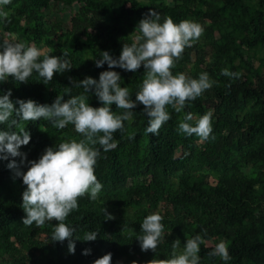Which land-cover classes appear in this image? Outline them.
Segmentation results:
<instances>
[{
	"label": "trees",
	"instance_id": "16d2710c",
	"mask_svg": "<svg viewBox=\"0 0 264 264\" xmlns=\"http://www.w3.org/2000/svg\"><path fill=\"white\" fill-rule=\"evenodd\" d=\"M0 9L10 21L0 19V38L34 43L48 55L67 52L72 65L54 74L47 85L36 72L27 83L12 78L0 82V95L11 89L14 103L32 99L52 104L58 95H65L66 101L69 78L98 80L108 65L98 68L95 60L103 51L119 57L150 9L161 15V23L170 16L175 23L190 19L203 26L201 37L185 48L172 71L191 78L207 72L216 81L181 112L167 106L171 118L158 135H145L148 117L142 104L133 110L132 120L124 122L125 132L113 134L117 147L107 153L101 149L95 167L103 185L98 198H79L78 209L65 221L76 229L75 254L69 252L68 240H52L58 222L23 224L26 185L14 177L9 161L0 160V264H94L109 252L111 264H146L156 256L169 258L177 238L182 250L196 235L205 240L200 264H264V0H11ZM225 68L240 77L222 75ZM112 70L120 73L121 87L135 100L143 66L135 72ZM82 92L73 87L71 95ZM89 103L102 106L94 94ZM209 111L213 132L207 141L178 131L188 112L198 119ZM195 119L189 122L193 126ZM24 127L31 140L20 151L29 161L38 160L47 147L82 138L73 125L61 130L43 118L24 122ZM6 128L0 124V130ZM153 213L162 215L164 225L156 253L142 251L137 239L143 234V219ZM90 231L99 233L97 239L84 241ZM221 240L228 244V261L208 255ZM85 249L91 250L89 255H83Z\"/></svg>",
	"mask_w": 264,
	"mask_h": 264
},
{
	"label": "clouds",
	"instance_id": "9594fccd",
	"mask_svg": "<svg viewBox=\"0 0 264 264\" xmlns=\"http://www.w3.org/2000/svg\"><path fill=\"white\" fill-rule=\"evenodd\" d=\"M10 3L11 0H0V6ZM0 19L10 22L7 12L2 9ZM203 32V26L190 19L175 23L172 17L167 16L161 23V15L155 9H150L130 35L132 43L123 44L119 57L103 51L101 58L95 60L98 68L108 65V70L102 71L98 80L90 76L80 81L69 78L72 87L66 89L69 96L66 101L65 95H58L52 104H40L32 99H17L14 103L11 89L0 95V124L7 125L6 130H0V160L9 161L7 167L13 171L14 177L22 178L26 185L21 205L26 213L24 225L35 223L40 227L46 221L58 222L53 229L52 240H68L69 252L75 254L76 245L72 237L76 229L65 221L73 210L78 209L79 198L86 194H90L93 201L98 198L103 185L95 175V167L101 157V149L107 153L117 147L118 142L114 140L113 134L125 132L124 122L131 121L133 110L142 104L143 113L148 117L145 135H158L162 125L171 118L167 106L170 105L179 113L187 102L195 101L216 83L207 72L200 73L198 78H191L183 72L174 75L172 71L185 48L191 47ZM141 66L144 68V77L133 100L129 89L120 85V73L112 69L135 72ZM71 69L67 52L60 56L48 55L34 43L0 38V82L12 78L27 83L33 72H36L47 85L53 80L54 74ZM221 74L231 78L240 77V73L227 68L222 69ZM73 87L83 88V92L71 95ZM93 94L102 106L90 105L89 96ZM113 105L123 111L114 112ZM212 115L209 111L195 119L188 112L179 123L178 131L189 137L195 135L201 142L207 141L213 132ZM41 118L61 130L71 124L82 138L64 140L56 147H47L38 160L29 161L27 154L20 151L31 140L24 122L39 121ZM194 119L195 126L189 123ZM129 139H134V134H130ZM212 139L215 137L212 136ZM17 157L21 158L19 162L15 159ZM24 167H27L26 172ZM105 214L108 219L114 218L107 209ZM162 220L159 213L149 214L143 219V234L137 236L142 251L156 253L164 239ZM204 232L206 234L207 230ZM98 235L96 231L86 232L83 240L95 241ZM204 243V237L196 235L187 239L180 250L181 241L177 238L172 244L169 258L156 256L146 264H200L198 254ZM90 251L85 249L83 255H89ZM208 255L220 257L223 261L231 259L228 244L223 240ZM111 261L112 253L109 252L96 259L94 264H111ZM132 264L138 262L132 261Z\"/></svg>",
	"mask_w": 264,
	"mask_h": 264
},
{
	"label": "rangeland",
	"instance_id": "374dc122",
	"mask_svg": "<svg viewBox=\"0 0 264 264\" xmlns=\"http://www.w3.org/2000/svg\"><path fill=\"white\" fill-rule=\"evenodd\" d=\"M208 245H211L210 243Z\"/></svg>",
	"mask_w": 264,
	"mask_h": 264
}]
</instances>
